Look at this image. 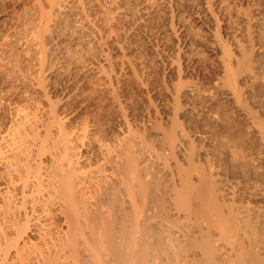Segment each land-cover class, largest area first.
<instances>
[{"label":"bare ground","instance_id":"bare-ground-1","mask_svg":"<svg viewBox=\"0 0 264 264\" xmlns=\"http://www.w3.org/2000/svg\"><path fill=\"white\" fill-rule=\"evenodd\" d=\"M262 34L256 0H0V264H145L143 220L165 263L264 264ZM217 99L259 143L248 172Z\"/></svg>","mask_w":264,"mask_h":264},{"label":"rangeland","instance_id":"rangeland-1","mask_svg":"<svg viewBox=\"0 0 264 264\" xmlns=\"http://www.w3.org/2000/svg\"><path fill=\"white\" fill-rule=\"evenodd\" d=\"M256 4H258L259 6H261V8H262V10H263V12H264V0H256ZM262 38H264V34H262ZM252 67V66H251ZM247 68H248V64H247V62L245 61V60H243L242 59V61H241V64H240V70H247ZM254 92H255V94H264V86L263 85H261V84H255L254 85ZM238 97H239V100H240V102L244 105V106H246V107H250V104H249V99H248V97H247V95H246V93H245V91H244V89L243 88H239L238 89ZM218 100V102H216L217 103V105H218V109L220 110V112L222 113V120H221V122L219 121V122H217V123H212V122H210L211 124H212V131H213V133H214V135H215V137L216 138H218V142L220 141V137H227L228 138V140H230L231 142H232V144H234L235 145V148H236V150H235V157H226V155H224V150H223V146H222V144H221V142L220 143H217V145H216V149H217V151H219V154L221 155V153L223 154L222 156H223V159H222V161H223V166H225V167H229L230 168V166L231 167H233V165H234V167L236 168V169H244V171H246V172H248L249 170V167L247 166V163L246 162H244V160H241V157H242V155L244 154V152L247 150V149H249V150H255L258 146H259V143H257V141H255L254 139H249V138H247L245 135H244V132H243V123H242V121H240V119L239 118H237V116L236 115H234L233 113H231L230 112V110L228 109V107H227V105L222 101V100H220V99H217ZM178 102V101H177ZM182 101H181V99H180V101L176 104V108H178L179 107V109H180V107H182ZM229 110V111H228ZM262 120V122H261V124H262V126H264V118H262L261 119ZM191 121V123L190 122H187L188 124H190V126H193V124H195V123H197L195 120H190ZM196 125V124H195ZM264 128V127H263ZM196 145V144H195ZM247 145H248V147H250V148H248L247 147ZM193 146H194V144H193ZM192 146V147H193ZM247 147V148H246ZM196 148L197 147H193V153L194 154H192V156H191V159H192V162L194 163V167L192 166V169L194 168L201 176H200V181H199V183L201 184V185H205L206 183H209V184H211L210 186H211V188H213L212 190H214L213 192L215 193V190H216V188H215V184H214V180H213V177H212V175L208 172V170L201 164H199L198 162H196V155H195V151L197 152V150H196ZM246 148V149H245ZM241 150V151H240ZM244 150V151H243ZM246 153V152H245ZM194 155H195V158H194ZM240 155H241V157H240ZM235 161H234V160ZM240 160V161H239ZM197 163V164H196ZM199 164V165H198ZM226 164V165H225ZM236 165V166H235ZM239 166V167H238ZM233 167V168H234ZM242 167V168H241ZM247 167H248V169H247ZM243 171V170H242ZM208 172V173H207ZM212 177V178H211ZM209 178V179H208ZM205 180H207V181H205ZM205 181V182H204ZM152 183V184H151ZM149 187H148V190H150V191H148V194L151 196H149L148 194V197H150V199H151V201H152V203H153V205H155L156 207V214L157 215H160V216H162L163 215V217H166L167 216V214L166 213H164V211H166L165 209H166V207L168 208V203L166 204L165 203V201L166 200H164L163 198H165V196L163 195L164 194V192L162 191V190H165V189H163V188H165V185H163L164 184V182H162V180H160V178H159V176H155V174H154V177L151 179V181L149 182ZM151 186V187H150ZM164 186V187H163ZM213 186V187H212ZM150 188H152V192H151V189ZM159 188V189H158ZM161 189V190H160ZM198 189V190H197ZM201 189H202V187H199V188H196V190H195V192L196 193H194L195 195H194V200H193V205L194 206H196L197 208H198V210H200L201 209V207L203 206V197H204V194H203V192H201ZM200 191V192H199ZM203 191V190H202ZM162 193V195H161V193ZM201 193V194H200ZM198 195V196H197ZM200 195V196H199ZM163 196V197H162ZM161 197V198H160ZM156 198V199H155ZM200 199V200H199ZM196 200V201H195ZM201 201V202H200ZM200 203V204H199ZM202 203V204H201ZM165 205H167V206H165ZM195 207V208H196ZM196 208V209H197ZM200 208V209H199ZM160 211V213H158L159 211ZM162 211V212H161ZM156 215V216H157ZM166 215V216H165ZM149 220H143L142 222L143 223H141V226L143 227V229H146V230H144V232L145 231H147V233L145 232V236H143V238H142V240H140L139 242H140V244H139V242H138V247L137 248H141V246L143 245L144 246V244L146 245V246H142V249H137L138 251H139V253H140V256H141V254H143L144 256L143 257H140V258H142L141 260H142V262L144 263L146 260H147V262H145V264H147V263H149V264H166L165 262H164V260L162 261V255H163V253H165V254H167V252H166V247H165V245L159 240V236L158 235H156V230H154V228H152V226H151V224L148 222ZM145 223H147V224H145ZM148 223H149V226H147L148 225ZM143 224V225H142ZM145 226H146V228H145ZM151 227V228H150ZM155 232H153V231ZM149 234V235H148ZM153 234H154V236H156V237H154L153 236ZM149 236V237H148ZM145 237H147L146 239H145ZM151 238V239H150ZM155 238V239H154ZM143 239H145L146 241H147V243H145V240H143ZM150 240V241H149ZM154 240H155V242H154ZM144 241V242H143ZM150 242V243H149ZM156 242H157V244H156ZM159 242H161V243H159ZM142 243V244H141ZM149 243V244H148ZM151 244V245H150ZM160 244V245H159ZM190 245H189V247H184V248H182V250L184 251V250H186V249H189L190 247L191 248H193L194 246H195V243L193 242V241H190V243H189ZM150 247H149V246ZM155 246V247H153V246ZM164 245V246H163ZM148 246V247H147ZM161 247V248H160ZM164 247V248H163ZM148 248V251L147 250H145V249H147ZM154 248V249H153ZM150 249V250H149ZM156 249V250H155ZM158 249V250H157ZM163 249V250H162ZM165 249V250H164ZM144 250H145V252H144ZM152 250H154L153 252H152ZM181 250V251H182ZM158 251V252H157ZM145 254H144V253ZM147 252V253H146ZM160 252V254L158 255V253ZM162 252V253H161ZM152 255H151V254ZM156 253V254H155ZM154 254V255H153ZM151 255V256H150ZM147 256H150V257H147ZM153 256H155V257H153ZM158 256V257H157ZM161 258H160V257ZM152 257V258H151ZM143 258H144V260L145 261H143ZM147 258V259H146ZM154 258V259H153ZM159 258V259H158ZM148 259H150V260H148ZM161 259V260H160ZM152 260V261H151ZM149 261V262H148ZM163 263H162V262ZM151 262V263H150ZM156 262V263H155ZM160 262V263H159ZM167 264H169V263H167Z\"/></svg>","mask_w":264,"mask_h":264}]
</instances>
